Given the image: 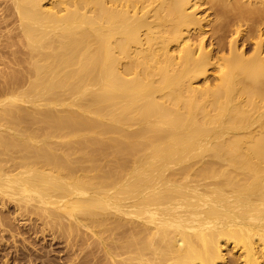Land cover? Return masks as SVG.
I'll return each mask as SVG.
<instances>
[{"label":"bare ground","instance_id":"obj_1","mask_svg":"<svg viewBox=\"0 0 264 264\" xmlns=\"http://www.w3.org/2000/svg\"><path fill=\"white\" fill-rule=\"evenodd\" d=\"M4 4L2 209L81 264H264V0Z\"/></svg>","mask_w":264,"mask_h":264},{"label":"rangeland","instance_id":"obj_2","mask_svg":"<svg viewBox=\"0 0 264 264\" xmlns=\"http://www.w3.org/2000/svg\"><path fill=\"white\" fill-rule=\"evenodd\" d=\"M4 1L5 0H0V16H1V18L5 15V13L3 14V16L1 15L2 14L1 12L4 11L3 6H5V4L2 5ZM1 5H2V7H1ZM1 8H2V10H1ZM208 14H210V13H208ZM1 18H0V20H1ZM211 18L212 19L214 18V13H211L209 19H211ZM12 21H13V23H15L13 19L10 21V23L12 24L11 25L12 28L10 26V23L7 25V23L9 21L6 22V24H5V22H0V26H2V28H0V30H1L0 31V51H1L0 52V70L2 72L8 71L7 70L8 66L10 67L11 65H12L11 67H13V68L15 67L14 69L21 68V67H19L21 64L20 65L18 64L19 61H17L18 62L17 63L16 60L14 59L15 62L17 63V65H19V66H17V65H15L13 58H16L18 56L16 59L19 60V58L21 59L23 53L25 52V49H24L25 47H20V46L17 47L15 45L13 47L12 45H10L12 43V41L11 42H9V41L11 39L13 40L14 37L18 34V32L16 31L17 28L15 29ZM3 26H5V27H3ZM245 27H247V26H245ZM209 29H210V27H208V30ZM10 30H11V34L9 33ZM7 31H8V33H7ZM207 39H208V41L211 39L212 43L215 45L216 41L213 42L214 40L212 38L209 39L208 37H207ZM1 41H3V43ZM5 41L7 42V44ZM242 41H243L242 39H239L238 44L241 45ZM244 43L245 42H242V44H244ZM5 45H6V47H5ZM8 46H10V47L12 46L13 48L12 47L11 48L13 50L11 51L10 50L11 48H9ZM249 46L250 45L247 42V44L245 45V48H249ZM3 48H5V49H3ZM16 48H17V50H16ZM2 50L3 51L5 50L6 54ZM15 50L17 51V53ZM13 52H15V53L13 54ZM20 53H21V55H20ZM5 68H6V70H5ZM1 71H0V74L2 73ZM7 73H9V72H7ZM5 74H4V76L7 75V74L6 75ZM2 76H3V73L0 76V78H1L0 82L2 83V84L0 83V88H1L0 90H4L6 87L5 82H3L4 77H2ZM0 97H2V95H0ZM3 97H5V95ZM1 213H4L5 217H6V215L7 216L10 215V217H15L17 219L15 220L16 222H14V220H13L12 223L14 225L11 224L12 227H11L10 231L9 230H8V232L4 231V233H2L0 231V238H1L0 239V264H14V263L15 264H65V263H67V264H81L82 261L80 262V259H82V257H83V253H82L83 250L81 249L82 241L80 243V241L78 242L76 240V242L74 241L76 244L74 242H73L74 243L73 244V243H71L70 239H68V238L66 239V237H63V235H62V237L61 236L57 237L59 235V233L57 234V232L53 231L56 234H54L52 232L53 233V235H52L51 230L46 229L47 226L45 225V223H43L42 219L39 218L38 216L35 217V214L32 215L30 212H26V213L20 212V214H19V212L16 211V204L14 202L12 203L11 201H7L5 209H2V206L0 203V214ZM26 214L29 215V216H27L28 218L25 216ZM18 216H19V218H18ZM27 219H29V220H27ZM34 222H35V224H34ZM43 225L46 226L45 229L43 228L44 227ZM43 229H44V231H43ZM33 231H34V233H33ZM54 235H55V237H54ZM74 236H76V235L74 234ZM67 240H69L70 242ZM68 243H71L74 246H76L77 244L78 245L76 247H74L72 245V247H71L70 244H68ZM83 243H84V241H83ZM71 248H72V250H71ZM70 250H71V252H70ZM69 253H71V254H69ZM78 254H79V256H78ZM35 259H37V260H35Z\"/></svg>","mask_w":264,"mask_h":264}]
</instances>
